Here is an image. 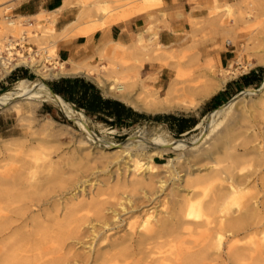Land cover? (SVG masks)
<instances>
[{
    "label": "bare ground",
    "instance_id": "6f19581e",
    "mask_svg": "<svg viewBox=\"0 0 264 264\" xmlns=\"http://www.w3.org/2000/svg\"><path fill=\"white\" fill-rule=\"evenodd\" d=\"M72 1L63 0L62 6L50 12V17L46 18L50 26V36L53 37L51 44L40 46L33 55L29 53L27 58L19 56L15 64L16 66L32 68L41 80L20 79L15 82L11 91L0 95V108H7L16 114H21L24 110L34 114L40 103H53L65 119L78 126L87 140L99 143L103 149L113 150V152L122 155L121 161L124 167L121 169L130 175V186L152 188L157 185L163 191L167 182L161 179L154 180L155 169L158 166L151 157L142 163L137 156L131 154L130 150L123 149L122 145L141 142L143 147L152 146L155 149L153 155L182 150L193 151L211 136L216 127L208 130L207 134H203L201 141L175 140L165 135L155 139H147L143 134H131L123 144H115L90 132L85 117L68 107L57 95L51 96L43 80L60 77H86L92 79L104 94L127 103L135 110L150 114L188 112L195 110L203 101L215 95L229 80L247 72L255 63L264 64V57L254 54L247 63H244L241 54H238L237 58L225 68H219L211 58L206 64L198 59L174 62L177 51H168L159 43L153 46L145 44L144 35H139L133 43L131 51L124 45L115 43L111 49V65L108 68L106 66L101 67L111 79L102 78L94 67L85 63H75L71 60L52 63L58 57V43L73 37H89L96 31L126 21L135 14L158 7L160 0L96 1L88 9L83 6L76 19L65 25L57 34L54 28L56 18L63 10L72 7ZM10 2V0H0V7L9 3L6 5V8L9 9L12 4ZM231 9L232 5H217L213 19H216L218 23L220 18L230 15ZM89 13L98 14L100 17L85 21ZM217 26L216 30L223 27V24L218 23ZM151 31V27H148L147 32ZM149 40L151 41V38ZM226 42L230 43L231 40H226ZM101 50L98 52L100 57L104 55L103 49ZM136 51L148 55L152 54V57L163 63V66L173 68L170 79L165 86H159L157 76L143 78L144 64L141 63L132 68L119 61L123 56H128L131 52ZM29 52L32 51L29 50ZM250 52L249 48L242 47L241 53ZM122 77L127 78V86L121 83L120 78ZM263 91L264 81L260 89L247 90L249 93L259 94ZM133 94L136 95V98H132ZM242 95V92L237 94L232 100L209 113L208 117L225 118ZM261 116L259 121L262 122H256L254 115L247 116L243 135L227 132L223 136L224 141L221 147L227 151L222 157L215 156L213 169L210 172L217 183L210 201L207 204L189 205L182 220L177 222V225L180 226L190 225L204 230V239L200 248L188 255L191 258L189 259L191 263L239 264L244 261L255 262L264 259V244L261 240L249 239L242 245L233 242L240 233H253L257 229L264 228V204L260 205L256 201L257 191L264 192V113ZM197 127L198 125L194 129ZM79 143L82 141L80 140ZM212 147H215L217 152L221 149L217 145ZM239 148H243L241 153L238 152ZM48 156L45 157L48 158ZM242 157L246 160L247 171L245 175L239 177L237 169ZM172 161L173 159H168L161 167L169 170L172 167ZM16 162L18 161L13 160L0 173V264H13L16 250L19 247L20 249L24 248L23 252L26 253L35 252L41 258L44 255L54 254V257L43 261L41 264H76L79 262L82 264H158L171 259L175 262L179 261L180 254L177 252V248L173 247L175 253L162 251L161 244L163 243L160 240L170 234L167 232L165 220H160L157 224L151 225L143 235H139L141 237H136L137 228L132 219L134 214H143L145 211H137L136 209L141 203L136 204L131 201L119 204L120 210L118 212L112 211L113 224L108 222L109 220L102 213L103 209L98 206L99 203L98 205L91 203L90 210L91 208L93 210L91 215L89 213L81 214L82 206L67 208L62 215V220L53 224L57 232L54 237H50L48 240L50 245L41 246L46 240L45 233L53 227L44 224V221H52L48 212L41 209V206L50 199L47 195L49 189L44 188V185L57 183L61 173L52 167L49 159L29 157L28 160L23 161L24 163L19 168L14 166ZM36 167L46 170L50 176L44 179V183L37 182L32 175L26 173L27 169ZM143 168L148 175L132 180ZM119 181L117 178V186ZM62 184L59 182L58 185ZM121 184L127 186L128 180L121 182ZM246 185H251L255 193H244L243 187ZM232 203L239 204L235 214L231 212ZM152 204L153 201L148 198L142 208L150 207ZM56 208V205H51L50 211L56 212ZM152 208L146 210L145 216L149 214ZM36 211L40 214L33 215ZM123 216L128 217L121 219ZM198 218H201L200 222L189 220ZM52 219L54 220V217ZM92 221L100 222L101 226L86 228L88 233L85 237L91 238L89 245L84 247L87 251L84 254L71 255V257L67 255L68 252H63L65 249L63 245L67 240L85 238L80 236L81 228L87 222ZM122 225L124 233L118 237H114L115 234H108ZM70 258L75 263H70Z\"/></svg>",
    "mask_w": 264,
    "mask_h": 264
},
{
    "label": "rangeland",
    "instance_id": "374dc122",
    "mask_svg": "<svg viewBox=\"0 0 264 264\" xmlns=\"http://www.w3.org/2000/svg\"><path fill=\"white\" fill-rule=\"evenodd\" d=\"M96 1L103 0H73L72 6L78 14V12L83 9V6L88 9L89 6ZM6 5L0 7V19L2 22L0 24V40L8 35L17 38L21 32L25 31L28 38L27 43L33 50H38L40 46L51 44L53 37L50 36V26L46 21V18H49L51 14H42L32 21L29 18L16 17L14 15L13 5L11 4L9 9L6 8ZM216 8L217 5H214L209 10V18H214ZM6 16L11 17L13 21L12 26L7 25V21L5 20ZM94 17H100V15L89 13L85 21L92 20ZM218 23H222L224 27H221L222 29L220 28L219 31L216 32L218 37H221L223 41L231 40L234 42L231 36H227V29L233 31V35L240 36V46H237L236 55L238 56V54H241L244 63H247L249 58L254 54L264 57V0H246L239 6H232L230 15L223 16ZM58 27L56 25L54 27L57 34L59 33ZM193 27L199 31V33L194 35L195 43L193 46L179 50L164 48L168 51H177L176 57L173 60L174 62H187L190 59L199 60L200 54L198 44L201 39L210 37L207 30H205V28H209V26L196 24ZM223 30H226L224 31L225 33ZM144 40L146 39L144 38ZM157 43L156 36H154L151 41H145V44H151L152 46ZM243 46L249 48L251 52L247 54L241 53ZM57 48L59 51L58 45ZM131 50L132 49L129 51ZM111 57L112 53H105L101 57L98 55L95 60L92 57L89 59L88 63H84L94 67L100 77L108 78L101 67L106 66L108 68L111 65ZM147 58H149V60H147ZM59 61L62 60H60L58 56L52 63ZM119 61L132 68L142 63L145 69L142 70V74L149 71L151 74L154 73L152 77H156L163 68H167L170 72L173 71L171 66H163V63L152 57V54L148 55L139 51L131 52L128 56H123ZM260 67L264 70V64L255 63L247 72ZM23 69L28 72V77L23 79L31 81L41 80L36 76L33 69L28 66L21 67L11 74L19 73ZM240 75L241 74L237 75L235 78ZM146 77H148V75L143 76V78ZM7 78L0 83V88H2L0 95L11 91L15 82L18 81L10 84ZM63 78L66 77L43 80V83L48 85V83ZM82 78L87 80L86 77ZM108 79H111V77ZM120 79L121 83L125 84L124 86L128 85L127 78L122 77ZM89 80L94 82L92 79ZM263 81L264 72L260 85L234 92L232 96L225 100L220 106L232 100L237 94L243 93L225 118H217V116H213L212 118L208 117L209 113L215 111L220 106L209 111L205 116L200 117L199 112L204 108V101L193 111L174 112L186 115L194 114L198 117V127L180 136L174 135L166 125L152 120H142L134 125L112 128L108 124L96 120L94 117L85 116L82 112L77 111L71 104L64 102L60 98L68 107L85 117L88 128L94 135L115 144H123L131 134H143L147 139H155L158 136L165 135L175 140L186 139L188 141H201L203 134H207L208 130L216 127L211 133V136L193 151L182 150L153 155L152 153L155 149L152 146L143 147L141 142L131 143L126 146L122 145V147H124L123 149L130 150L131 154L137 156L142 163H145L148 158L151 157L153 162L158 166L155 169L154 180L161 179L167 182L164 187L165 190L163 191H161L157 185H154L152 188L130 186V175L128 172H124L121 169L124 167L121 161L123 158L122 155L113 152V150L103 149L101 144L87 140L85 134L80 131L78 126L72 121L65 119L59 109L54 106L53 103L49 102L40 103L34 114L29 113L27 110H24L21 114H16L14 111L7 108H0V173L3 172L13 160L18 161L14 166L19 168L29 157H36L44 160L49 159L52 163V167L61 173V177L59 181H56L57 183L44 185V188L49 189L47 195L50 199L46 204L41 206V209L42 211H47L52 220L44 221L45 225L52 227L53 224L60 222L65 209L71 207L82 206L81 214L89 213V215H91L93 211L92 208L90 210L91 203H96L97 205L99 203L100 205L98 206L100 209H103L102 213L107 217L109 220L108 222L113 224L114 219L112 211L115 210L118 212L120 210L119 204L127 203V201L136 204L141 203L136 210H144L145 213H136L133 219L130 218L136 224V237H141L139 235H143L146 229L151 225L157 224L160 220H165L167 232L170 234L160 240L163 243L161 244L162 251H167V253L171 251L175 253V248H177L176 250H178L177 252L180 254V259H178L179 261L177 262L171 259L158 264H195L191 263L189 260L191 258L188 255L192 252H196L200 248L204 239V230L190 225L180 226L177 225V222L182 220L184 212L189 205H197L198 203L207 204L210 201L217 183L210 172L211 169H213L215 156L217 157V155H219L222 157L225 151H227L221 147L224 141L223 136L227 132H234L236 134L241 133L243 135L247 116L254 115L256 117V122H262L259 120L262 118L261 114L264 113V91L259 94L249 93L247 90L253 91L260 89ZM105 95L109 96L107 94ZM134 97L136 98L135 94L132 95V98ZM80 140L82 143H79ZM214 145L220 146L221 149L217 152V149L212 147ZM242 150L243 148H239L238 152L241 153ZM46 155H49L48 158L45 157ZM170 158L173 159L172 167L169 170L162 168L161 165L166 163ZM39 163L41 162L39 161ZM246 166V160L242 157L240 159L239 168L237 169L239 177L246 174ZM26 173L32 175V177L40 183H44V179L50 177L47 171L40 167L30 170L27 169ZM170 173L173 175L170 176ZM147 175L146 170L143 168L139 170L136 178L132 180L143 178ZM117 178L120 180L118 186L116 185ZM127 180V186L121 184V182H126ZM59 182L63 184L58 185ZM97 190L99 191L98 194ZM243 192L255 193V190L251 188V185H246L243 187ZM257 192L256 201H258L260 205L264 204V192ZM148 198L153 201V204L150 207L142 208V206L146 204ZM51 205L57 206L56 212L50 211ZM151 207L153 208L149 211V214L145 216L147 214L146 210ZM238 208L239 204L232 203L231 212L235 214ZM37 214H40V212L36 211L33 213V215ZM52 217H54V220ZM126 217L128 216H123L121 219H125ZM189 220L191 222H200L201 218ZM91 226L98 228L101 224L96 221L87 222L82 226L80 236L85 237L88 233L86 228H91ZM56 232L54 226L47 230L45 233L46 240L41 246H49L50 242H48V240H50V237H54ZM121 233H124L123 225L108 234H115L114 237H118ZM249 239H259L264 244V228L257 229L253 233H240L234 238L233 242L242 245L249 241ZM90 242L91 238L87 237L79 240L69 239L63 245L65 246L63 252H68L67 255L70 257L71 255L84 254L87 251L84 247H87ZM24 250V248L20 249V247L16 250L13 264H41L43 261L54 257V254H48L41 258L35 252L26 253L23 252ZM72 261L73 260L70 258V263H75ZM76 264L82 263L79 262ZM239 264H264V259L255 262L244 261Z\"/></svg>",
    "mask_w": 264,
    "mask_h": 264
},
{
    "label": "crops",
    "instance_id": "0c3cea01",
    "mask_svg": "<svg viewBox=\"0 0 264 264\" xmlns=\"http://www.w3.org/2000/svg\"><path fill=\"white\" fill-rule=\"evenodd\" d=\"M245 1L246 0H160V5L158 7L144 13L135 14L128 20L113 24L107 29L96 31L89 37H73L58 43V56L62 61L71 60L75 63H88L90 58L93 57L94 60L96 59L99 55L98 52L102 51L101 49H103V54L112 53L111 49L115 46V43H119L130 50L139 35H144V38L149 40V38L153 39V34L156 36L157 42L164 48L179 50L193 46L195 43L194 35L199 33L193 26L196 24H203L209 26V28L206 27L205 30H207L210 37L201 39L198 44L200 54L199 61L206 64L208 59L211 58L219 68H225L230 62L237 58L236 49L237 46H240V36L233 35V31L227 29V36H231L234 42L232 43L231 41L227 43L223 41L216 33L220 29L218 28L216 30V27H218L217 20L209 18L208 13L214 5L227 4L239 6ZM11 2L16 17L29 18L33 21L39 15L49 14L59 9L62 6L63 0H11ZM76 16L77 13L74 7H69L58 14L55 25L57 27L59 26L58 30L60 31L65 25L73 22ZM148 27H151V32H147ZM257 69L258 68L252 69L241 74L237 78L229 80L221 90L205 100L203 105L215 97L223 104L234 92L245 89L240 88L242 84L240 79L249 75L251 72H256ZM171 74L172 72L167 70V68H163L160 73L157 74L159 86H165ZM144 75L153 76L154 73L151 74L148 71L144 72L143 76ZM74 78L82 77H66L63 79ZM86 79L85 81L93 84L98 89L102 98L117 101L138 114H143L147 117L179 114L169 112L150 115V113L135 110L127 103L115 97L106 96L96 83L88 78ZM0 90H2V88H0ZM71 105L74 107L73 104ZM191 117L198 120V117L194 114H192ZM130 122L131 119H129V121L127 120L125 123L128 124ZM189 131H185L183 134Z\"/></svg>",
    "mask_w": 264,
    "mask_h": 264
},
{
    "label": "trees",
    "instance_id": "16d2710c",
    "mask_svg": "<svg viewBox=\"0 0 264 264\" xmlns=\"http://www.w3.org/2000/svg\"><path fill=\"white\" fill-rule=\"evenodd\" d=\"M263 72V68H258L256 72H251L249 75L241 78L242 84L240 88H250L260 85L263 79ZM27 77L28 72L23 69L19 73L11 74L7 78V81L11 84ZM48 86L64 102L73 104L77 111L82 112L85 116L94 117L96 120L108 124L112 128L134 125L141 120H152L167 125L174 135L180 136L198 124V120L189 114L158 115L154 117L138 114L117 101L102 98L98 89L82 78L60 79L48 83ZM1 92L2 90H0ZM220 105L221 102H219L217 97L213 98L204 105L203 110L199 112V116H205L209 111L214 110ZM129 119H131V122L126 124L125 122L129 121Z\"/></svg>",
    "mask_w": 264,
    "mask_h": 264
},
{
    "label": "built area",
    "instance_id": "2783aa9c",
    "mask_svg": "<svg viewBox=\"0 0 264 264\" xmlns=\"http://www.w3.org/2000/svg\"><path fill=\"white\" fill-rule=\"evenodd\" d=\"M5 20L8 26L13 25L11 17L6 16ZM27 39L26 32L23 31L17 38L8 35L0 40V83L11 73L16 72L21 67H25L15 65L19 56L27 58L29 53L33 55L36 52V49L33 50L27 43ZM29 50L32 52H29Z\"/></svg>",
    "mask_w": 264,
    "mask_h": 264
},
{
    "label": "water",
    "instance_id": "95a60500",
    "mask_svg": "<svg viewBox=\"0 0 264 264\" xmlns=\"http://www.w3.org/2000/svg\"><path fill=\"white\" fill-rule=\"evenodd\" d=\"M45 86L47 87V89L49 90V93L51 94V96H54V95H56V94H54L53 92H52V90L50 89V87L47 85V84H45ZM88 130H89V128H88ZM90 131V130H89ZM91 132V131H90Z\"/></svg>",
    "mask_w": 264,
    "mask_h": 264
}]
</instances>
